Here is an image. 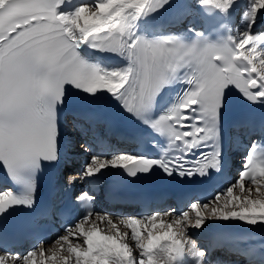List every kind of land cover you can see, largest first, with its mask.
<instances>
[{
	"label": "snow or ice",
	"instance_id": "snow-or-ice-1",
	"mask_svg": "<svg viewBox=\"0 0 264 264\" xmlns=\"http://www.w3.org/2000/svg\"><path fill=\"white\" fill-rule=\"evenodd\" d=\"M199 2L224 15L235 0ZM60 3L0 0V167L16 184L15 190L0 191V214L15 206L31 207L39 173L46 164L59 162L60 112L73 89L90 102L118 106L145 129L166 138L170 147L177 141L183 144V155L172 160L164 155L151 158L145 152L113 154L110 159L93 155L82 179L95 177L106 168L123 169L132 177L155 167L181 177H203L210 170H221L218 145L229 93L235 88L247 101L264 103V47H257L264 36L251 32L258 13L264 12V0H251L238 41L230 34L211 40L191 27L188 31L194 33L193 38L183 33L155 35L153 18L170 0H96L93 9L81 4L71 12H58ZM185 14L177 13L176 19ZM105 56L118 57L122 63H106L101 59ZM176 83L187 87L157 114L165 90ZM83 116L91 118L88 113ZM209 145L212 150L201 151L202 159L188 167V154ZM256 147L253 142L236 181L244 192V181L250 180L256 186V198L251 197L252 189L243 197L233 195L230 185L226 201L213 206L207 218L264 225V154L257 153ZM221 195L216 194V201ZM92 199L88 194L77 197L80 201ZM198 203L191 204L197 216L191 225L195 228L206 221ZM159 215L153 212L143 219L123 221L139 249L137 255L124 242L127 233L122 235L118 229L115 234L105 233L95 225L86 230V214L65 229L68 235L57 237L59 249L67 246L69 255L57 261V253H53L39 264L46 260L72 264L73 256L74 264H160L162 256L164 264H183L186 252L195 257V264H207L206 250L198 248L183 227L181 217L187 220L188 212L177 214L173 222L179 232L173 230V223L158 220ZM108 224L116 228L111 219ZM158 228L163 230L155 231ZM81 236L86 247L71 243ZM35 256V250L21 255L5 248L0 264H38ZM40 256L44 257L43 249Z\"/></svg>",
	"mask_w": 264,
	"mask_h": 264
},
{
	"label": "bare ground",
	"instance_id": "bare-ground-1",
	"mask_svg": "<svg viewBox=\"0 0 264 264\" xmlns=\"http://www.w3.org/2000/svg\"><path fill=\"white\" fill-rule=\"evenodd\" d=\"M95 2H96V0H65V2L61 1V3L58 5L57 11L58 12H65V11L71 12L76 7L80 6L81 4H86V5L87 4L88 5L93 4L94 5ZM250 2H251V0H235L234 6L232 7V9L224 14L227 18V21L232 25L233 35H234V37H236L237 41L239 39V35L242 34L245 30V26H244V22H243V16H244V13L246 11H248ZM196 4H198L199 6L201 5L199 0H170V4L166 5L162 11L158 12L154 16V18H153L154 22L153 23L158 22L159 24H163L160 22L163 21L165 13H169L166 11L169 8V11H172L170 14V15H172L170 19H176L177 13H182V14L186 13V14L183 15V18L180 19L179 23L174 25V26H169L166 24L163 25V30L165 31V33L167 35L168 34H181V33L185 32V30H187V28H189V27H197L198 25H200V24H198L200 22V19L199 18H193L196 16V10H195V7L197 6ZM93 8H94V6L89 7V9H93ZM263 24H264V12H260V13H258L257 21L251 30V32L254 36L264 35V30L261 29V26H260ZM151 26H153V25H151ZM257 47H261L259 45V43L257 44ZM101 59L104 60L106 63H108V62L122 63V61L118 57L105 56V57H102ZM93 118H95L96 120L102 119L100 114H96ZM87 128H88L87 126L80 127V129L83 131ZM66 129L69 132H72V130H73L71 126H67ZM92 138H94L95 140L101 139L102 134L99 133L98 131L94 132ZM125 153H128V151L126 150ZM117 154H120V152ZM244 184H245V191L244 192L249 194L248 193V188H249L248 186L253 185V184L252 183L250 184L247 182H244ZM230 185L233 187L236 186V188H237L233 191V195H237V196H241V197L243 196V194H242L243 192L239 193L240 188H239V185L236 183V181L233 184H231V181H230ZM255 187L256 186L254 185V188L251 192L252 198H256V196H257V193L255 191ZM262 190H264V189H262ZM225 193L226 192L224 191L223 194H225ZM214 197L211 199H208V202L209 201L212 202V200H213V202H216V200H215L216 197L215 198ZM225 201L226 200L222 201V204ZM208 202H203L202 205H198V208L200 207L199 210H201V208H204L205 203L208 204V208H205V211L202 209L204 211V214L205 213H208V214L205 216L206 221H205V224L201 228L191 227V225H194L193 222L190 225L186 224V222L181 217L183 227L185 228L189 237L193 241L197 237L199 229H202L207 225H211L216 230V232L220 234V237H223L225 239H230L231 238L230 235L240 236L241 233H245L246 235H248V237H251V238H254L257 236L264 238V225L253 226V225H248V224H245V223L237 221V220L222 221V220L207 218V217H209L210 210L213 207V206L211 207L210 203H208ZM188 208L189 209L186 211L190 212V214H191L190 217H192V219L196 220L197 219L195 217L196 212L194 210H192L191 205H189ZM165 211H168V210H165ZM151 214H149V215H151ZM95 215H96V220L94 221V223L91 225L84 226L86 230L89 227L95 225L96 227H99L101 230H103L105 233L115 234L117 229L119 230V232L122 235L127 233V235L124 237V242L130 246L134 255L138 254L139 249L136 248V242L134 240H132V238H131V230L123 223V221L127 220L129 217H135V216H133L132 214H121V213L117 212L116 210H110L101 202L96 203V209L90 217L95 216ZM98 217H105V219L101 221L100 219H98ZM176 218H177V215H172L171 212H169V215H166L164 212H162V213H160V215L158 216L157 219L163 220L165 223H173ZM108 219H111L112 222L116 225L115 229L112 228V226L108 224ZM144 222L148 224L149 228L151 227L150 223H148L146 220ZM161 230H163V229L158 228L155 231L158 232ZM173 230L179 232V228L174 223H173ZM66 235H68V234H66ZM143 235L146 236L147 232H144ZM177 238H179V236H177ZM212 238H214V240L216 239L214 237V235H212ZM249 241H251V240H249ZM71 243L74 245L79 243L81 247H86L83 244V237L82 236L79 238V240L71 239ZM215 244H217V242H215ZM227 244L235 245L237 247H242L245 244H247V242L246 241H239V240H232V241H227ZM260 249H263V248H260ZM35 252L37 255V256H35V259L37 260V262L43 258H46V256L41 257L39 255L40 251H35ZM48 253H49V256H51L53 253H57V261H59V258L61 256H68L69 255V253L67 252V246H65L64 250H60L59 245L57 243H55L54 247H50L47 250V254ZM2 254H4V253H1V251H0V255H2ZM74 259L75 258L73 256L72 257V264H74ZM57 261L46 260V264H57ZM160 264H164V257L163 256L161 258ZM207 264H219V263L214 262V261H209V262H207Z\"/></svg>",
	"mask_w": 264,
	"mask_h": 264
},
{
	"label": "rangeland",
	"instance_id": "rangeland-1",
	"mask_svg": "<svg viewBox=\"0 0 264 264\" xmlns=\"http://www.w3.org/2000/svg\"><path fill=\"white\" fill-rule=\"evenodd\" d=\"M91 4V3H90ZM88 5V4H87ZM92 7V6H94L93 4H91V5H88V7ZM249 188L248 189H252L253 190V188H254V185H250V186H248ZM235 189H237L236 188V186H234L233 187V191L235 190ZM239 193H241V191L239 192ZM243 194V196H245V194L246 195H248L247 193H245V192H243L242 193ZM242 196V197H243ZM252 197V196H251ZM227 199V196H225V197H220V200L219 201H216V202H213V200H212V203L210 204L211 205V207L212 206H215L217 203H219V204H222V201H224V200H226ZM216 200V199H215ZM210 202V201H209ZM208 202V203H209ZM189 207V206H188ZM204 211H205V208H202ZM188 210V209H187ZM93 218H92V221H91V219L90 220H88V221H86V222H84V226H86V225H91V224H93L94 223V221L96 220V215L95 216H92ZM89 221H91L89 224H86L87 222H89ZM185 221V220H184ZM186 222V221H185ZM189 222V221H188ZM186 224H192V222L190 221L189 223H187L186 222ZM56 241V240H55ZM56 243V242H55ZM47 245V244H46ZM48 250V249H47ZM40 255V254H39ZM37 256V255H36ZM45 256V255H44ZM49 262V261H48ZM38 264H39V262H38Z\"/></svg>",
	"mask_w": 264,
	"mask_h": 264
}]
</instances>
